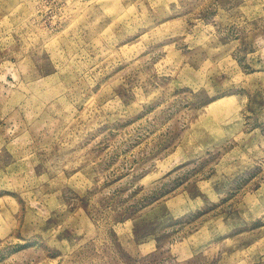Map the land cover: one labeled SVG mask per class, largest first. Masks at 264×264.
Instances as JSON below:
<instances>
[{"label": "rangeland", "instance_id": "obj_1", "mask_svg": "<svg viewBox=\"0 0 264 264\" xmlns=\"http://www.w3.org/2000/svg\"><path fill=\"white\" fill-rule=\"evenodd\" d=\"M0 264H264V0H0Z\"/></svg>", "mask_w": 264, "mask_h": 264}]
</instances>
